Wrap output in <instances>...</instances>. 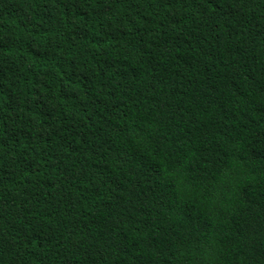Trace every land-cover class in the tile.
I'll list each match as a JSON object with an SVG mask.
<instances>
[{
    "label": "trees",
    "instance_id": "16d2710c",
    "mask_svg": "<svg viewBox=\"0 0 264 264\" xmlns=\"http://www.w3.org/2000/svg\"><path fill=\"white\" fill-rule=\"evenodd\" d=\"M0 264H264V0H0Z\"/></svg>",
    "mask_w": 264,
    "mask_h": 264
}]
</instances>
